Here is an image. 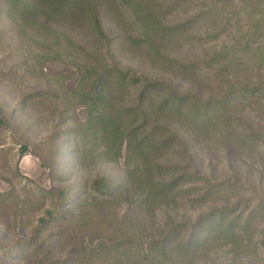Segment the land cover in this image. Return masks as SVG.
Segmentation results:
<instances>
[{
	"label": "rangeland",
	"instance_id": "374dc122",
	"mask_svg": "<svg viewBox=\"0 0 264 264\" xmlns=\"http://www.w3.org/2000/svg\"><path fill=\"white\" fill-rule=\"evenodd\" d=\"M0 264H264V0H0Z\"/></svg>",
	"mask_w": 264,
	"mask_h": 264
}]
</instances>
